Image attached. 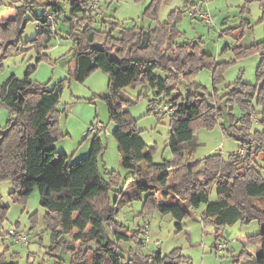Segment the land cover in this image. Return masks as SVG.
<instances>
[{"label": "trees", "instance_id": "obj_1", "mask_svg": "<svg viewBox=\"0 0 264 264\" xmlns=\"http://www.w3.org/2000/svg\"><path fill=\"white\" fill-rule=\"evenodd\" d=\"M160 1L151 0L144 14L156 18ZM259 1L260 20L264 25V0ZM27 9L18 7L11 20H20ZM52 10L56 15L62 12L57 3H52ZM44 17L39 19L40 23L45 21ZM180 17L181 11H170L166 20L158 21L154 27L134 25L129 28L106 22L104 17L98 21L105 22V28L109 26V30L97 32L93 29L95 18L89 14L87 0H71L70 16L65 17L74 40L72 56L68 60L72 63L69 72L80 82L95 69L109 74L108 90L101 98L106 103L109 119L115 124L112 135L118 145L121 165L131 174L137 189L144 193L143 205L147 210L156 208L162 214L169 213L176 231H181L188 211L204 204L202 220L216 228V239L226 225L256 219L259 231L247 241L257 242L259 248L249 262L247 259L237 261L239 264H264V206L258 202L264 199V178L256 167L249 165L238 174L235 160L224 162L219 156L206 158L203 175L213 179V175L219 172L222 176L212 181L216 198L210 199L208 193L197 186L195 165L180 157L184 153L183 144L193 138L194 124L212 126L218 117L223 116V109L232 119L226 102L238 101L242 109L239 122L250 126L251 101L256 87L233 84L225 97L226 105L222 101H209L199 89L186 88L187 93L182 95L178 84L189 81L199 68L212 65L213 60L190 43H175L174 23ZM8 25L5 21L0 23V47L5 48L4 51L11 43L4 41L1 45V33L6 32ZM49 27L42 30L47 38L39 33L32 39V46L47 47L44 43L52 33ZM114 30L116 34H113ZM21 31L20 28L18 33ZM99 37L104 40L98 42ZM254 49L260 54L257 102L262 106V128L241 135L239 139L244 143L250 137L256 147L264 145V40ZM218 67L216 65L213 70L212 80L219 75ZM34 68L35 65H30L22 77L11 75L0 84V99L11 112L0 132V180L7 179L12 183L10 196L21 203L27 202L35 188L38 190L39 204L46 210V221L51 230L50 254L70 252L69 264H192L180 248H174L167 255H162L159 250L144 253L140 236L146 225L129 229L117 220L116 208L130 198L121 189L114 199L110 196L111 183L102 177L98 168V159L103 152L99 134L92 135L88 153L83 157L69 161L66 153L57 152L55 142L62 135L57 123L60 115L57 105L63 81L52 88L34 83L30 77ZM155 70L164 75H157ZM128 85L154 89V98L150 102L158 115H161L157 109L163 99L170 105L167 147L175 155L173 161L153 162L135 119L126 109L130 101L123 88ZM158 191L164 196L173 194L181 204L161 203L156 196ZM130 241H133L135 250L130 247L125 258L118 252V246ZM0 264L17 263L7 262L0 255ZM54 264L67 263L57 258Z\"/></svg>", "mask_w": 264, "mask_h": 264}, {"label": "rangeland", "instance_id": "obj_2", "mask_svg": "<svg viewBox=\"0 0 264 264\" xmlns=\"http://www.w3.org/2000/svg\"><path fill=\"white\" fill-rule=\"evenodd\" d=\"M150 1L100 0L102 18L106 17V22L125 28L134 25L154 27L158 21H165L170 11H181V17L174 23L175 43H190L197 51L210 55L213 60L212 65L199 68L189 81L178 84V91L182 95L187 93L186 88L193 91L199 89L206 94L209 101H222L223 105H226L225 97L233 84L243 83L256 87L251 101L253 110L250 113V126L246 127L239 122L242 109L238 101L226 102V106L231 109L232 119L226 116L227 111L223 109V116L218 117L212 126L193 125V138L183 144L184 153L180 157L195 165L198 188H203L210 199L216 198L212 181L214 178L221 179L222 176L219 172L213 175V179L203 175L204 160L210 156H219L224 162L235 160L238 174L249 165L255 166L264 178V145L253 147L250 137L249 141L244 143L239 139L241 135L262 128V106L257 102L260 88V80L257 78L260 54L254 49L257 43L264 40L260 1L161 0L156 18L144 14ZM52 3L59 4L62 12L55 16L53 24L48 28L52 33L44 43L47 47L39 49L32 46L31 41L39 33H43L44 38H47L42 31L46 28L41 26L39 19L46 12L53 11ZM70 3L71 0H0V23H9L6 32L1 33V45L4 41L6 44L11 41L6 51L0 47V84L11 75L22 77L30 65H35L30 75L34 83L52 88L59 81H63L57 105L60 114L57 123L62 135H59L55 146L58 153H62L61 149L64 150L69 161H72L70 155L76 149L74 159L88 153L93 134L85 135L91 123L100 121L106 126L108 133H99L103 152L98 159V168L102 177L111 183L109 193L112 199L122 187L130 196V200L116 208L117 220L129 229H135L138 224L148 226V232L146 233V228L140 236L144 242V253L159 250L162 255H167L174 248H180L181 253L189 257L192 264H239L237 259L243 262L244 259H247V262L252 260L259 247L257 242L249 243L247 238L254 237L259 231L256 219L249 222L238 220L221 229L218 239L225 241L227 247L215 253V228L201 217L204 204L191 210V215L183 220L181 231H176L174 220L169 213L162 214L156 208L147 210L144 207V198H140L144 193L137 189L131 174L121 165L118 145L112 135L115 124L109 119L106 103L101 98L108 90L109 74L95 69L80 82L69 72L72 63L68 60L72 56L74 40L70 33V24L65 17L70 16ZM20 6L28 9L20 20H11ZM193 7L208 13L211 21L207 23L199 18L198 14L192 16L190 9ZM105 27V22L95 19V31L109 30V26ZM20 28L22 31L18 33ZM74 32L76 34L77 29ZM113 34H116L115 30ZM103 40L104 37L97 38L98 42ZM38 57L41 58L37 61ZM216 65L220 68L217 70L219 75L216 80H212ZM155 73L161 77L164 75L160 70H155ZM123 93L130 101L126 104V109L135 119L136 127L146 143V149L151 151L153 162H161L164 159L173 161L175 155L167 147L171 118L163 113H155L154 105L150 102L154 98V89L128 85L123 88ZM162 103L167 102L163 99ZM10 117L11 112L0 99V132L4 130ZM236 154L238 157L233 158ZM144 165L143 162L142 166ZM12 188L9 180H0L1 257L7 262L16 261L17 264H54L57 258L69 264L70 252L51 255L48 251L51 230L46 221V210L39 204L38 190L35 188L29 194L27 202L21 203L12 200ZM258 202L260 206H264V199ZM111 206L115 207L113 204ZM11 228L26 232L29 243L20 245L13 242L8 234ZM118 247V252L125 258L130 247L135 250L133 241L121 242Z\"/></svg>", "mask_w": 264, "mask_h": 264}, {"label": "built area", "instance_id": "obj_3", "mask_svg": "<svg viewBox=\"0 0 264 264\" xmlns=\"http://www.w3.org/2000/svg\"><path fill=\"white\" fill-rule=\"evenodd\" d=\"M100 0H87V9L89 14L93 16L95 19H102V14L100 10ZM190 14L194 16L198 14L199 18L205 20L207 23L211 21L210 15L206 12H202L197 7H193L190 9ZM56 14L53 11H48L45 14V21L41 22V26L47 28L53 24L54 18ZM52 23V24H51ZM158 112L163 113L165 115H170L171 108L170 105L167 103H162L160 107H158ZM104 131L105 134L108 133L106 126L103 125L100 121H96L91 123L90 128L86 131V134H99L100 132ZM238 153V152H237ZM9 236L12 238L13 242L18 243L20 245H27L29 243L28 235L26 232L19 230L17 228H11L8 230ZM227 244L224 242H218L215 246L217 250H223L226 248Z\"/></svg>", "mask_w": 264, "mask_h": 264}, {"label": "crops", "instance_id": "obj_4", "mask_svg": "<svg viewBox=\"0 0 264 264\" xmlns=\"http://www.w3.org/2000/svg\"><path fill=\"white\" fill-rule=\"evenodd\" d=\"M62 151L61 152H64V150L63 149H61ZM77 151V149L76 150H74L73 151V153H71V160H73L75 157V152ZM170 179H169V184H170ZM136 187H137V185H135ZM121 190H122V193H124V194H126V191H125V189L122 187L121 188ZM127 195V194H126ZM127 196H129V195H127ZM139 196H140V194H139ZM156 196H157V199L161 202V203H165V204H170V203H180L181 204V202L179 201V199L176 197V196H174L173 194H168L167 196H164L163 195V192L162 191H158L157 192V194H156ZM144 198V194L143 195H141V197L140 198ZM129 198H130V196H129ZM204 209V208H203ZM189 212V215H191V210H189L188 211ZM139 225V224H138ZM143 225V224H142ZM146 225V224H145ZM146 228H147V231H146V233L148 232V226L146 225ZM182 228H183V225H182ZM215 228V227H214ZM215 239H216V228H215ZM218 242H224V243H226L225 241H223V240H221V239H216V241L213 243L214 244V246H216V244L218 243ZM227 244V243H226ZM227 247V246H226ZM215 250V253H217V251L218 252H221V250H217L215 247H214V249H213V251Z\"/></svg>", "mask_w": 264, "mask_h": 264}]
</instances>
